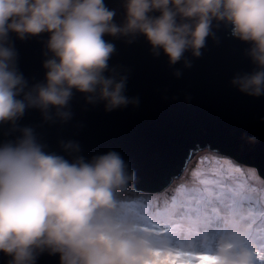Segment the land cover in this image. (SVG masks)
<instances>
[{
    "label": "clouds",
    "instance_id": "obj_1",
    "mask_svg": "<svg viewBox=\"0 0 264 264\" xmlns=\"http://www.w3.org/2000/svg\"><path fill=\"white\" fill-rule=\"evenodd\" d=\"M121 7L116 23L105 0H0V125L14 124L28 108L67 118L74 92L105 111L135 103L123 77L105 75L115 51L105 36L129 43L143 36L153 54L175 65L186 52L198 58L223 25L248 45L254 65L231 84L245 95H264V0H121ZM9 33L19 40L48 35L43 82L27 87ZM63 150L72 158L46 152L27 127L0 144V254L7 264H36L44 253L59 264H260L248 226L231 216L212 243L185 240L178 251L125 209L120 197L135 174L119 153L85 159L72 142Z\"/></svg>",
    "mask_w": 264,
    "mask_h": 264
},
{
    "label": "water",
    "instance_id": "obj_2",
    "mask_svg": "<svg viewBox=\"0 0 264 264\" xmlns=\"http://www.w3.org/2000/svg\"><path fill=\"white\" fill-rule=\"evenodd\" d=\"M105 4L116 11L114 21L120 23L121 0H105ZM47 39L46 33L24 40L9 33L15 68L28 88L43 82L42 64L50 57ZM104 39L115 45L105 75L123 77L125 95L136 102L105 111L103 103L88 102L74 92L63 110L67 118L57 116L55 109L43 113L28 108L14 124L0 125V144L15 141L20 129L27 127L46 152L67 159L72 158L63 150L68 142L77 145L76 155L85 159L115 151L135 174L129 190L142 193L166 190L183 177L200 151L253 168L264 181V95L251 97L231 84L233 77L254 69L247 44L219 25L198 58L186 52L180 62L170 65L163 53L153 54L143 36L130 43L125 38ZM209 164L205 157L204 165ZM7 260L0 254V264ZM36 264H59V257L44 253Z\"/></svg>",
    "mask_w": 264,
    "mask_h": 264
},
{
    "label": "trees",
    "instance_id": "obj_3",
    "mask_svg": "<svg viewBox=\"0 0 264 264\" xmlns=\"http://www.w3.org/2000/svg\"><path fill=\"white\" fill-rule=\"evenodd\" d=\"M213 154L217 155V157L220 156L218 153ZM181 179L182 180H174V182L162 192L142 193L128 190L127 192L122 193L120 198L128 212L133 214L142 212L143 208L146 206L149 210V214L154 215L157 211L164 210L166 207L171 209L172 198L175 197V211L178 214L177 219L184 218L181 222L185 228L192 226L187 219L188 217L195 220L198 216L203 217L205 215L213 217L219 215L222 219L225 216H231L233 219L240 220L248 226L253 223L250 214L264 210V207L261 206L258 199L254 203L252 200L247 199V194H233V192L237 191L232 190L229 194L226 193L219 195L215 194L218 188L212 182H204L202 180H200V182L190 181L182 176ZM258 180L261 182L259 178ZM234 185L236 186V183ZM204 188L208 189L206 190ZM204 190L213 194L212 200L214 203L212 207L206 208L202 204L196 202V193L203 192ZM182 192L184 195H181ZM245 205L246 210L240 211V207ZM258 224L259 220L257 218V225ZM141 226L143 227L147 225H144L143 222H141ZM182 242H173V245L177 247L178 251Z\"/></svg>",
    "mask_w": 264,
    "mask_h": 264
},
{
    "label": "snow or ice",
    "instance_id": "obj_4",
    "mask_svg": "<svg viewBox=\"0 0 264 264\" xmlns=\"http://www.w3.org/2000/svg\"><path fill=\"white\" fill-rule=\"evenodd\" d=\"M238 173V179L242 178V182L246 185L247 199L252 200L254 203L259 200V203L264 207V184H262L252 170L242 172L241 169L235 167ZM181 195H184L182 192ZM212 193L203 191L196 193L197 203L202 204L204 207H212ZM176 201L175 197L172 198V208H165L164 210L157 211L154 215L149 214L148 208L145 206L142 212H137L135 215L140 220V227L144 231H148L154 235L167 237L170 243L182 242L183 240H190L193 243L203 241L204 243H212L216 233L220 230L222 224V217L219 215L213 217L205 215L197 217L193 220L188 217L192 226L185 228L182 224L183 217L177 219L175 211ZM253 223L248 225V238L256 246V258L260 264H264V210L257 213H251ZM257 218L259 224L257 225ZM141 222L147 226H141ZM183 255L185 253H177Z\"/></svg>",
    "mask_w": 264,
    "mask_h": 264
},
{
    "label": "rangeland",
    "instance_id": "obj_5",
    "mask_svg": "<svg viewBox=\"0 0 264 264\" xmlns=\"http://www.w3.org/2000/svg\"><path fill=\"white\" fill-rule=\"evenodd\" d=\"M208 157L210 159V164L205 166L204 165V158ZM219 158V159H218ZM216 159H218L220 162H217ZM235 167L241 169L242 172H245L246 170H252L255 175L256 171L253 168L237 164L233 160L228 159L223 156L217 157V155L209 152V151H200L196 153L187 168L184 171L183 177L190 180V181H206V182H212L217 186V191L215 194H226L231 192L232 190H236L237 192H233V194H247L246 192V185H244L243 188L239 186L240 181H242V178H237L238 173L235 171ZM259 178V177H258ZM260 179V178H259ZM182 180V179H178ZM262 184L264 181L260 179ZM236 183V186L234 185ZM243 185V183H241ZM221 186V187H220ZM239 186V187H238ZM224 189H223V188ZM196 188V187H195ZM208 189V188H204ZM244 189V190H243ZM204 190V191H206ZM246 205L240 207V211H245Z\"/></svg>",
    "mask_w": 264,
    "mask_h": 264
},
{
    "label": "bare ground",
    "instance_id": "obj_6",
    "mask_svg": "<svg viewBox=\"0 0 264 264\" xmlns=\"http://www.w3.org/2000/svg\"><path fill=\"white\" fill-rule=\"evenodd\" d=\"M241 183H243L242 181H240V183H239V185H241ZM244 187V183H243V185H241V188H243Z\"/></svg>",
    "mask_w": 264,
    "mask_h": 264
}]
</instances>
